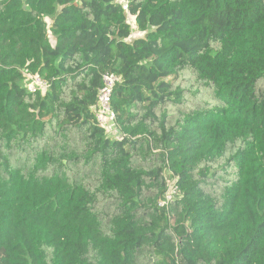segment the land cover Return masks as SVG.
Returning a JSON list of instances; mask_svg holds the SVG:
<instances>
[{
  "label": "trees",
  "instance_id": "trees-1",
  "mask_svg": "<svg viewBox=\"0 0 264 264\" xmlns=\"http://www.w3.org/2000/svg\"><path fill=\"white\" fill-rule=\"evenodd\" d=\"M127 9L0 0V264H264V0Z\"/></svg>",
  "mask_w": 264,
  "mask_h": 264
},
{
  "label": "built area",
  "instance_id": "built-area-1",
  "mask_svg": "<svg viewBox=\"0 0 264 264\" xmlns=\"http://www.w3.org/2000/svg\"><path fill=\"white\" fill-rule=\"evenodd\" d=\"M118 6L122 8L126 15V22L131 30L132 40L133 34L136 30L134 19L128 15L127 0H116ZM25 77V89L29 93L41 92L44 93L48 84L39 75L24 74ZM119 78L112 74L107 73L102 76V87L98 92L96 105L94 107L95 121L98 126L102 127L108 137L114 140L121 138L120 132L116 128L115 113L111 108V97L113 90L118 83ZM163 179L166 183V191L162 198L158 201V208H166L167 205L175 200L179 199L181 193L177 185V178L169 170L163 172Z\"/></svg>",
  "mask_w": 264,
  "mask_h": 264
},
{
  "label": "rangeland",
  "instance_id": "rangeland-1",
  "mask_svg": "<svg viewBox=\"0 0 264 264\" xmlns=\"http://www.w3.org/2000/svg\"><path fill=\"white\" fill-rule=\"evenodd\" d=\"M49 23V21H48ZM136 27V26H135ZM143 34L142 33H139L138 30H135L134 34H133V37L134 38H138V37H142ZM50 42L53 44L54 43V40L53 39H50Z\"/></svg>",
  "mask_w": 264,
  "mask_h": 264
}]
</instances>
